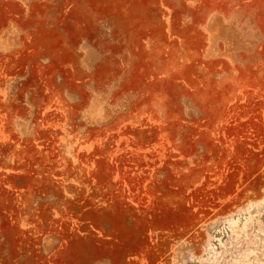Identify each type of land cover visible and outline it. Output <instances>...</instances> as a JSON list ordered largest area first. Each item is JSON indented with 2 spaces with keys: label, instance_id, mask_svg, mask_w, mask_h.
<instances>
[{
  "label": "rangeland",
  "instance_id": "obj_1",
  "mask_svg": "<svg viewBox=\"0 0 264 264\" xmlns=\"http://www.w3.org/2000/svg\"><path fill=\"white\" fill-rule=\"evenodd\" d=\"M0 264H264V0H0Z\"/></svg>",
  "mask_w": 264,
  "mask_h": 264
}]
</instances>
